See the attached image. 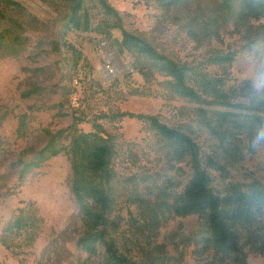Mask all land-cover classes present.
Returning <instances> with one entry per match:
<instances>
[{"label": "rangeland", "instance_id": "obj_1", "mask_svg": "<svg viewBox=\"0 0 264 264\" xmlns=\"http://www.w3.org/2000/svg\"><path fill=\"white\" fill-rule=\"evenodd\" d=\"M17 1L26 13H15L11 18L16 23L10 18L0 21V32L12 26L28 38L17 54L7 48L0 53V264H86L88 256L78 246L83 226L71 190L70 156L61 152L25 174L19 163L36 157L46 144L45 131L65 130L58 145L68 147L75 120L77 131L99 132L111 143L114 204L109 235L122 253L139 264H241L243 257L246 264H264V252L247 246L240 255L216 254L203 241V217L175 213L176 199L193 173L192 159L175 160L143 117L156 116L188 134L198 145L215 192H224L232 183L259 180L264 185V147L252 148L248 134L240 135L238 143L203 127L197 110L213 106L178 96L162 74L146 80L132 67L135 59L129 53L117 50L125 67L105 77L102 68L109 65L110 55L102 46V35L66 31L61 12L44 0ZM107 1L124 29L188 68L189 85L197 88V79L204 75L222 77L232 102L249 103L241 88L264 63L258 43L264 16L241 21L236 7L222 9V0H185L171 12L155 0ZM92 15L100 17L95 8ZM194 19L199 23L196 36L189 30ZM114 35L120 38L121 32L115 30ZM54 41L66 44L53 50ZM230 53L235 55L232 63L215 62V56ZM32 85L44 92L22 97ZM236 143L240 152L231 149ZM210 157L223 169L209 166ZM19 220L22 226H16ZM103 251L100 245L91 261H101Z\"/></svg>", "mask_w": 264, "mask_h": 264}, {"label": "trees", "instance_id": "obj_2", "mask_svg": "<svg viewBox=\"0 0 264 264\" xmlns=\"http://www.w3.org/2000/svg\"><path fill=\"white\" fill-rule=\"evenodd\" d=\"M51 8L61 12L66 31L96 32L105 37L121 55H133L132 67L150 80L156 73L169 77L172 91L183 98L199 104L213 106L211 109L199 107L197 115L200 124L222 138H231L239 143L242 134L252 135L258 125L264 124V97L242 86V92L249 95V103L236 104L224 91L222 77H199L197 88L188 83V68L160 52L146 38L124 29L122 18L107 0H44ZM166 12H171L185 3V0H155ZM224 11L237 8L241 21L256 20L264 16V0H222ZM92 8L100 14L94 19ZM26 7L17 0H0V21H12L15 13H26ZM191 24L189 30L194 36L198 33L199 23ZM16 23V21H12ZM20 28L21 24L17 23ZM119 30L121 37L114 35ZM204 30V28H201ZM65 31V32H66ZM209 29L206 31L207 34ZM206 36V35H205ZM64 39V33L61 35ZM258 40L264 57V33ZM28 38L22 30L12 26L0 32V53L7 48L12 54L27 44ZM65 41L52 42V49L59 50ZM6 46V47H5ZM68 46V45H67ZM219 66L230 64L235 59L233 53L214 57ZM44 92V88L32 85L22 93L24 98H32ZM227 108H239L240 111ZM154 131L167 144L175 160L189 156L193 163V173L184 192L176 199L175 213L180 216L199 214L204 219L206 235L203 241L208 248L222 256L240 255L243 246L251 251L264 252V185L259 180L246 184L232 183L224 192H215L212 188V176L202 166L198 145L179 128H172L161 122L156 116L143 117ZM75 120V119H74ZM72 124V136L68 147L59 146L58 140L65 130L52 133L45 131L46 144L35 153L30 161L20 160L21 173L39 167L44 161L65 152L71 159V190L77 200L83 232L78 239V246L87 254L86 264H139L122 253L109 235L111 210L114 196L111 189L112 146L108 138L99 132L77 131ZM233 149L240 152V144ZM232 147V145H230ZM230 149V150H231ZM232 152V151H230ZM208 165L215 169L223 166L210 157ZM16 226H22L16 221ZM104 248L102 260L92 262L91 258L99 253V246ZM246 264V258L240 260Z\"/></svg>", "mask_w": 264, "mask_h": 264}, {"label": "clouds", "instance_id": "obj_3", "mask_svg": "<svg viewBox=\"0 0 264 264\" xmlns=\"http://www.w3.org/2000/svg\"><path fill=\"white\" fill-rule=\"evenodd\" d=\"M249 90L264 94V63H260L254 73L247 80ZM250 146L252 148L264 147V124L258 125L251 135Z\"/></svg>", "mask_w": 264, "mask_h": 264}, {"label": "bare ground", "instance_id": "obj_4", "mask_svg": "<svg viewBox=\"0 0 264 264\" xmlns=\"http://www.w3.org/2000/svg\"><path fill=\"white\" fill-rule=\"evenodd\" d=\"M102 46L107 52V54L110 55L109 57V65L102 68V72L107 78H111L115 76L116 74L122 72L123 68L125 67L122 63V61L119 59V56L117 55V52L115 50H112L109 46V44L105 41H102ZM111 55L113 57V61L111 63Z\"/></svg>", "mask_w": 264, "mask_h": 264}, {"label": "water", "instance_id": "obj_5", "mask_svg": "<svg viewBox=\"0 0 264 264\" xmlns=\"http://www.w3.org/2000/svg\"><path fill=\"white\" fill-rule=\"evenodd\" d=\"M101 41L107 42V40L105 39V37H102L101 38ZM114 50L117 52V55L119 56V53H118L117 49H114ZM127 69H129V65H127Z\"/></svg>", "mask_w": 264, "mask_h": 264}]
</instances>
